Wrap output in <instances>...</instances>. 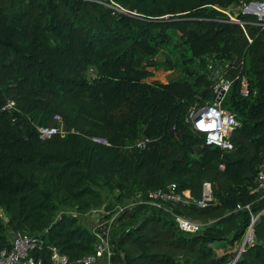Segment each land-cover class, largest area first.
<instances>
[{
    "label": "trees",
    "instance_id": "16d2710c",
    "mask_svg": "<svg viewBox=\"0 0 264 264\" xmlns=\"http://www.w3.org/2000/svg\"><path fill=\"white\" fill-rule=\"evenodd\" d=\"M225 9L239 15L238 0H0V246L9 230L39 233L43 264L52 247L82 264L95 236L78 214L112 208L104 193L115 190L118 203L139 201L116 216L111 264H228L250 222L235 208L247 203L255 240L231 264H264V199L253 191L264 162V29L220 20ZM175 33L182 67L158 58ZM206 56L225 60L220 76L231 80L221 100L239 121L229 150L185 120L190 104L215 96L219 77L190 69ZM156 67L187 74L147 80ZM60 124L63 135L36 128ZM141 135L145 147H127ZM205 180L216 201L204 207L148 195L173 182L196 198ZM174 214L201 224L181 229Z\"/></svg>",
    "mask_w": 264,
    "mask_h": 264
},
{
    "label": "built area",
    "instance_id": "2783aa9c",
    "mask_svg": "<svg viewBox=\"0 0 264 264\" xmlns=\"http://www.w3.org/2000/svg\"><path fill=\"white\" fill-rule=\"evenodd\" d=\"M104 3L111 7L112 13L120 14L126 12L117 3ZM238 7L239 15L232 14L229 10L225 9V18L220 20L238 24L243 28L247 25H256L264 29V0H238ZM216 77L219 78L213 86L214 98L201 105L197 104V102L190 104L186 109L185 120L197 130L204 132L207 143L217 145L224 150H229L233 148L231 133L239 125V121L231 111L221 106V100L229 89L231 80L220 76V74ZM240 92L244 95L250 92L247 79L244 76L240 78ZM12 105L13 101L7 100L5 106L11 107ZM36 128L41 137H47L56 132L63 135L65 132L61 124L59 126L36 125ZM149 141L150 139L147 136L141 135L136 140L127 144V147L143 148ZM253 191L255 193V200L264 199V162L258 166L253 182ZM148 195L150 200L153 201L168 199L185 204L193 202L198 207H204L216 201L210 180L202 182L200 196L196 198L192 197L187 189L178 190L177 185L173 182L164 188L150 190ZM138 197L139 194H136L134 197H126L123 202L114 204L112 208H107L103 204L99 207H93L85 213L78 214L80 223H83L84 218L89 220V225L86 226L95 236L93 251L81 257L82 264H111V229L116 216L125 208H131L139 201ZM132 198L136 199L132 200ZM242 207L249 210L250 222L243 234L233 244L232 249L235 250V254L228 264H231L235 260L244 247L252 244L255 240L253 230L255 215L251 212L249 203L245 205L237 204L235 209ZM63 209L76 213L73 209L66 207ZM174 219L181 229L190 232L196 231L201 224L199 220L181 214H174ZM14 232L10 237L7 235L6 243L0 246V264H43L42 258L33 253L42 244V239L38 237L39 233H29L19 230ZM50 259V264H68L67 256L56 247H52Z\"/></svg>",
    "mask_w": 264,
    "mask_h": 264
},
{
    "label": "rangeland",
    "instance_id": "374dc122",
    "mask_svg": "<svg viewBox=\"0 0 264 264\" xmlns=\"http://www.w3.org/2000/svg\"><path fill=\"white\" fill-rule=\"evenodd\" d=\"M181 44L179 39L176 36V33L172 35V38L170 42L167 44V46L162 48V52L158 58L165 57L166 55L169 56L172 60H178L180 63V67L183 66V60L181 56ZM205 63V64H204ZM225 65V60H218L213 58V56H206L204 58V61L196 60L194 65L190 66V69L192 71H207L209 72V75L211 79H215L217 75H219L223 67ZM86 76L88 79H91L93 75L95 74V68L93 66H88L86 71ZM149 76L147 77V80H160V81H166L170 77H176L179 75H186L187 73L182 70V72L179 69H165L163 67H156L149 70ZM126 108H124L122 111H125ZM116 191H106L104 193V200L105 204L112 202L114 204L118 203L115 199ZM136 198H132V200H135ZM83 223L85 225H89V220L84 218ZM213 248L217 253H220L223 251V248H220L219 245H217V241H214L212 243ZM218 249V250H216Z\"/></svg>",
    "mask_w": 264,
    "mask_h": 264
},
{
    "label": "water",
    "instance_id": "95a60500",
    "mask_svg": "<svg viewBox=\"0 0 264 264\" xmlns=\"http://www.w3.org/2000/svg\"><path fill=\"white\" fill-rule=\"evenodd\" d=\"M15 232L14 231H11L9 234H8V237H10L11 235H13Z\"/></svg>",
    "mask_w": 264,
    "mask_h": 264
},
{
    "label": "crops",
    "instance_id": "0c3cea01",
    "mask_svg": "<svg viewBox=\"0 0 264 264\" xmlns=\"http://www.w3.org/2000/svg\"><path fill=\"white\" fill-rule=\"evenodd\" d=\"M224 244L222 243V244H220V248H223V247H225V246H223ZM224 249V248H223ZM216 250H218V249H216ZM101 264V263H100Z\"/></svg>",
    "mask_w": 264,
    "mask_h": 264
}]
</instances>
